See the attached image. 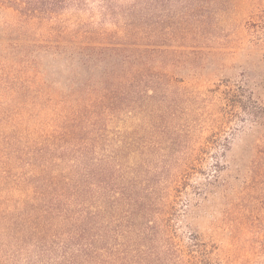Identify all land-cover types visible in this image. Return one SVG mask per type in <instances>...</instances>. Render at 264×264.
Segmentation results:
<instances>
[{"label":"rangeland","instance_id":"1","mask_svg":"<svg viewBox=\"0 0 264 264\" xmlns=\"http://www.w3.org/2000/svg\"><path fill=\"white\" fill-rule=\"evenodd\" d=\"M112 1L120 16L108 17L103 29H124L133 19L149 34L144 42L160 50L153 71L173 80L170 86L148 73L116 105L108 149L121 155L114 185L137 178L152 188L147 201L156 218L171 197L170 239L183 254L196 251L195 264H264V0ZM100 6L98 0L94 13L69 7L64 14L88 20L99 17ZM53 25L22 23L12 9L0 10V231L4 213L34 185L45 135L77 96L70 95V66L53 51L70 37L59 41L61 24L51 35ZM145 81L159 88L149 90ZM238 91L260 118L237 116L231 105ZM123 139L131 143L125 152ZM225 155L237 159L229 171L219 168ZM7 243L0 235V264H32L38 254L30 241L20 254Z\"/></svg>","mask_w":264,"mask_h":264},{"label":"trees","instance_id":"2","mask_svg":"<svg viewBox=\"0 0 264 264\" xmlns=\"http://www.w3.org/2000/svg\"><path fill=\"white\" fill-rule=\"evenodd\" d=\"M95 2L0 0V10L12 9L22 23L61 24L59 41L70 37V42L56 45L53 51L70 66L66 71L73 74L70 95H77L54 131L45 135L37 150L41 163L39 167L34 164L39 170L34 185L17 208L4 213L0 235L8 239V245L10 241L16 244L17 254L30 241L28 248L38 251L32 264H195L197 252L183 254L170 239L165 221L171 214V197L162 199L160 219L153 201H147L154 195L152 188L144 190L137 178L124 186L114 185L121 155L108 150L113 111L118 103L128 101V89L144 83L146 74L167 76L153 71L160 50L144 42L149 34L133 19L124 29H103L108 17L120 16L112 0H99V17L94 14L88 20L71 21L64 14L69 7L81 15L94 13ZM131 13L130 9L126 14L134 16ZM54 25L48 27L51 35L57 31ZM145 83L149 90L159 88L155 82ZM234 98L231 106L238 117H242L240 111L259 117V107L248 106L244 91ZM129 146L125 139L118 145L122 152ZM224 158L227 163L219 168L226 166L229 171L237 159Z\"/></svg>","mask_w":264,"mask_h":264}]
</instances>
